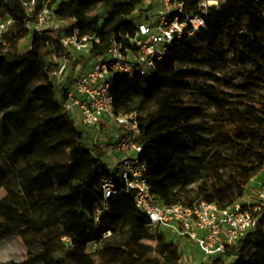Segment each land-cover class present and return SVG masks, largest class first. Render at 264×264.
Returning a JSON list of instances; mask_svg holds the SVG:
<instances>
[{
    "label": "trees",
    "instance_id": "obj_1",
    "mask_svg": "<svg viewBox=\"0 0 264 264\" xmlns=\"http://www.w3.org/2000/svg\"><path fill=\"white\" fill-rule=\"evenodd\" d=\"M47 0H37L36 10H41ZM146 0H59L55 4L56 18L74 21L81 35L100 38L94 43L92 57L105 53L121 34L132 31L134 22L142 20L140 6ZM188 10L198 11V3L190 0ZM0 12L16 19L13 26L24 27L27 19L20 0H0ZM207 27L199 32H185L175 45L184 56L174 55L173 50L158 62L149 76L117 78L114 95L117 113H140V139L144 145L141 158L148 165V179L154 193L166 203L194 205L199 201L219 202L230 205L243 199L252 180L264 167L245 153L222 156L218 152L200 155L184 140L194 134L184 123L190 107L184 103L182 92L188 90L187 80H195L201 68L215 69L228 58L229 49L221 44L224 26L237 27L241 41L232 44V60L245 68L251 61L242 48L248 45L264 63V0H223L212 6L206 15ZM74 24V23H73ZM73 25L69 29L72 32ZM9 34V33H8ZM16 35L13 34V38ZM59 45V44H58ZM46 34L34 32L30 46L15 52L7 51L0 43V110H9L13 126L19 138V150L26 158L39 155L22 170L21 194L10 189L9 200L15 198L12 208L15 217L0 223V242L5 238L35 229L47 238L51 222H57L61 236L71 240V251L78 264H118L123 259L128 264H184L181 246L169 242L166 233L158 229L150 231L148 218L140 213L130 194L122 190L109 199V209L97 221L95 213L101 205L103 193L99 187L104 177H111L122 186V179L110 169L104 149L89 143L85 131L78 127L63 110L62 87L53 74L58 68L51 56L59 55V46ZM69 62L77 67L83 57L74 56L62 49ZM42 67V70H41ZM44 72L40 86H27L20 76L35 77ZM245 78L238 86L247 96L244 114L245 125L252 128L264 143V100L256 99V90L264 87V68L256 64L247 68ZM22 74V75H21ZM212 79L219 77L210 72ZM198 93L215 104L221 112H233L221 96L203 86ZM170 98L162 110H146V105L163 95ZM71 124L77 138L68 145L64 128ZM160 147L174 148L166 153ZM68 160L54 162L59 153ZM182 178L186 190L171 199L166 184L170 176ZM215 179V188L209 177ZM9 179V173L0 167V187ZM197 187H191L197 181ZM7 214V211H1ZM133 222L120 230L122 222ZM110 233V235H106ZM103 242V249L96 255L87 252L91 242ZM52 245L47 238L44 257L51 259ZM155 254L151 256V254ZM34 259V256H32ZM227 260L231 262L227 263ZM213 264H264V209L260 213L258 227L249 232L223 257Z\"/></svg>",
    "mask_w": 264,
    "mask_h": 264
},
{
    "label": "built area",
    "instance_id": "obj_2",
    "mask_svg": "<svg viewBox=\"0 0 264 264\" xmlns=\"http://www.w3.org/2000/svg\"><path fill=\"white\" fill-rule=\"evenodd\" d=\"M20 1L28 16L25 29L43 34L58 20L53 1L59 0H47L39 11L36 10L37 0ZM189 1L146 0L140 6L142 20L135 21L131 32L121 34L105 53L96 57H92V48L94 43H100V38L82 36L74 20L72 32L60 39L58 68L53 76L62 87L64 113L91 132V136L85 135L87 141L90 138L100 146L96 141L105 125L115 124L121 131V136L112 144L118 164L110 169L121 177L122 186L114 178L101 179L99 187L103 199L96 210V220L108 211L109 199L122 190L132 196L137 210L148 218L149 227L170 232L186 243V247L183 246L187 252L189 247H195L206 260L204 264H213L258 227L264 209V179L257 176L252 180L257 200L251 203L238 201L224 205L205 200L194 205L166 203L153 192L147 162L141 158L144 145L140 139V113L119 114L115 108L114 88L118 77L132 79L151 75L185 32L194 34L207 27L204 8L212 7L210 0L207 3L192 0L198 3V11L188 10ZM15 23V18L0 12V43L6 44L7 32ZM62 49L74 56L88 55L90 61L84 68L73 67Z\"/></svg>",
    "mask_w": 264,
    "mask_h": 264
},
{
    "label": "rangeland",
    "instance_id": "obj_3",
    "mask_svg": "<svg viewBox=\"0 0 264 264\" xmlns=\"http://www.w3.org/2000/svg\"><path fill=\"white\" fill-rule=\"evenodd\" d=\"M204 0H200L203 2ZM207 3V0H205ZM218 5L220 1L216 0ZM217 4L215 6H218ZM207 13L211 12V7L204 8ZM73 22L55 20L48 28L44 30V34L52 39L54 43L60 45L61 37L69 32ZM9 33V34H8ZM13 34L16 37L13 38ZM34 34L33 29H25L24 27L11 26L7 32V41L4 45L5 50L15 52L18 48L26 50L32 41ZM235 41H241L240 30L224 26V31L221 37V44L226 49H229L228 58L226 61L218 65L215 69L201 68L199 75L195 80L185 81L190 85V88L181 93L184 103L188 105L190 113L186 116L184 123L191 126L193 129L192 135L184 138L196 152L200 155H207L213 152H218L222 156L230 157L239 153H245L252 157L253 160L264 163V143L260 140L258 134L250 127L245 125L240 115L244 114L243 106L247 101V96L238 87L245 78L247 68H255L256 64L264 68L263 61L252 52L251 48L242 43V48L251 56V61L247 64L246 69L235 64L232 60L233 51L232 44ZM261 44L264 47V32L262 35ZM58 45V46H59ZM174 55L184 56L182 52L176 48L172 52ZM77 55V54H76ZM84 61L77 67H85L90 59L88 55L81 56ZM57 62V55L50 58ZM74 67V66H73ZM42 70V67H41ZM210 72H214L219 80L212 79ZM22 75V74H21ZM19 80L27 86H40L44 82V72H40L35 77L20 76ZM203 86L209 91L221 96L225 99V103L233 112H221L217 110L214 103L205 100L199 93V87ZM256 99L264 100V87L256 90ZM170 98L165 94L157 101H152L146 105V110H162L169 104ZM76 125H78L76 123ZM78 127H80L78 125ZM85 135L91 136V132L87 127L83 128ZM68 145H73L77 136L74 134L71 124H67L64 128ZM121 136V131L115 124L105 125L100 137L96 142L103 147L110 167H115L118 164V156L113 152V143ZM94 140L88 139V145H92ZM19 138L17 137L11 112L9 110H0V167L7 170L9 173L8 181L0 187V223H3L8 217H15V211L7 207L10 203L16 202L15 198L9 200L10 189H13L17 194V199L23 201L21 194L22 172L23 168L34 162L39 155H34L31 158H26L19 150ZM166 153H172V147H160ZM68 160L65 153H59L54 158V162H64ZM112 170V169H111ZM259 177L264 179V167L259 172ZM209 184L215 188V179L209 177ZM202 181H197L191 187H197ZM167 191L170 193L171 199L177 198L186 190L185 182L178 176H170L167 184ZM255 189L252 183L247 188L246 195L240 201L243 203H251L256 201ZM1 211H7L1 212ZM133 222L125 219L120 230L132 226ZM155 232L154 228H149ZM47 238L52 245L51 259L46 260L44 257L45 243L47 238L43 237L39 231L35 229H27L21 234L5 238L0 242V264H78L77 260L70 253L72 245L69 237H62V228L57 222H51V228L47 229ZM169 242L182 245L184 264H204L206 260L195 247H189L187 252L185 242H180L173 237L170 232H165ZM110 235V233L106 234ZM184 245V246H183ZM103 249V242H91L87 248V252L96 255ZM155 255L154 253L151 256ZM34 256V259H32ZM97 262L100 263L99 256ZM231 260H227V263ZM118 264H128L126 260L120 261Z\"/></svg>",
    "mask_w": 264,
    "mask_h": 264
},
{
    "label": "bare ground",
    "instance_id": "obj_4",
    "mask_svg": "<svg viewBox=\"0 0 264 264\" xmlns=\"http://www.w3.org/2000/svg\"><path fill=\"white\" fill-rule=\"evenodd\" d=\"M216 4H217V1L216 0H210V2H209V5L210 6H214Z\"/></svg>",
    "mask_w": 264,
    "mask_h": 264
},
{
    "label": "crops",
    "instance_id": "obj_5",
    "mask_svg": "<svg viewBox=\"0 0 264 264\" xmlns=\"http://www.w3.org/2000/svg\"><path fill=\"white\" fill-rule=\"evenodd\" d=\"M71 22H73V21L71 20ZM73 23H74V22H73ZM73 23H72V24H73Z\"/></svg>",
    "mask_w": 264,
    "mask_h": 264
}]
</instances>
